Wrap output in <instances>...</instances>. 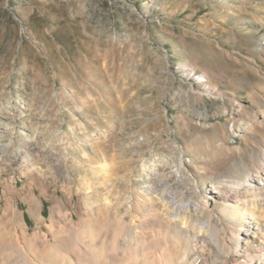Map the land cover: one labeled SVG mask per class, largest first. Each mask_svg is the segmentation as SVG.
I'll return each instance as SVG.
<instances>
[{"label":"rangeland","instance_id":"1","mask_svg":"<svg viewBox=\"0 0 264 264\" xmlns=\"http://www.w3.org/2000/svg\"><path fill=\"white\" fill-rule=\"evenodd\" d=\"M2 109L54 155L38 156L46 184L0 163L8 228L114 217L121 189L147 184L142 160L160 156L186 160L188 178L166 188L187 199L194 180L235 176L264 149V0H0ZM31 187L41 220L24 199Z\"/></svg>","mask_w":264,"mask_h":264},{"label":"bare ground","instance_id":"2","mask_svg":"<svg viewBox=\"0 0 264 264\" xmlns=\"http://www.w3.org/2000/svg\"><path fill=\"white\" fill-rule=\"evenodd\" d=\"M208 94L212 96L211 91ZM0 113L6 119L15 118L10 111ZM7 133L10 137L4 140ZM14 133L24 136L19 146ZM39 154L54 156L52 150L38 148L37 133L21 132L14 122L0 117L1 164L22 176L39 173L46 184L49 171L39 166ZM165 157L149 163L142 160L138 172L147 184L132 193L121 186L114 217L77 221L73 213H67L64 221L53 218L48 231L34 233L24 218L19 222L22 232L0 223V264H264V149L235 176L205 181L203 187L194 180L193 187L184 188L187 199L166 188L167 182L185 181L186 160L182 155L178 162ZM55 172V178L72 180L69 174ZM122 177L129 181L127 172ZM15 182L12 176V191L21 194ZM106 186L113 190L110 179ZM24 199L41 220V199L34 188ZM15 208L20 210L18 205ZM138 208L148 209L143 218L135 213Z\"/></svg>","mask_w":264,"mask_h":264}]
</instances>
